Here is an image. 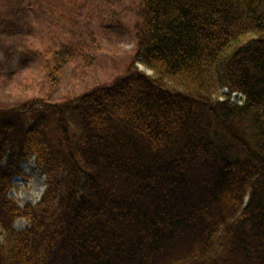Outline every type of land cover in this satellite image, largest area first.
Returning <instances> with one entry per match:
<instances>
[{"label":"trees","instance_id":"1","mask_svg":"<svg viewBox=\"0 0 264 264\" xmlns=\"http://www.w3.org/2000/svg\"><path fill=\"white\" fill-rule=\"evenodd\" d=\"M43 3L0 0V28L24 13L34 35ZM136 16L117 24L136 45L125 74L65 103L50 97L87 45L53 33L23 54L48 93L0 108V264H264V0H142ZM29 161L47 189L21 208Z\"/></svg>","mask_w":264,"mask_h":264},{"label":"rangeland","instance_id":"2","mask_svg":"<svg viewBox=\"0 0 264 264\" xmlns=\"http://www.w3.org/2000/svg\"><path fill=\"white\" fill-rule=\"evenodd\" d=\"M122 1L119 8H112L107 0H45L36 16L34 35H27L23 29L24 13H20L23 22L12 33L7 25L0 28V108L20 106L48 93L40 57H33L34 62L29 63L23 60V54L32 46L43 51L48 47L44 42L53 33L63 42L72 39L92 51L90 60H76L64 71L50 97L54 103H65L99 85H111L125 74L136 45L132 39L119 36L117 24L120 21L123 26L131 27L137 20L136 12L142 0ZM91 40L95 44L91 45ZM24 168L29 178L16 180L11 194L21 208L38 204L47 189L34 161L25 163ZM27 227L25 220L15 225L19 232Z\"/></svg>","mask_w":264,"mask_h":264}]
</instances>
